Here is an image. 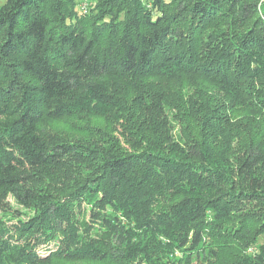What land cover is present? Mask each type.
Returning a JSON list of instances; mask_svg holds the SVG:
<instances>
[{"label":"trees","instance_id":"obj_1","mask_svg":"<svg viewBox=\"0 0 264 264\" xmlns=\"http://www.w3.org/2000/svg\"><path fill=\"white\" fill-rule=\"evenodd\" d=\"M84 3L0 4V264H264V0ZM122 85L127 148L54 131Z\"/></svg>","mask_w":264,"mask_h":264},{"label":"rangeland","instance_id":"obj_2","mask_svg":"<svg viewBox=\"0 0 264 264\" xmlns=\"http://www.w3.org/2000/svg\"><path fill=\"white\" fill-rule=\"evenodd\" d=\"M4 0H0V4ZM85 1V0H82ZM88 7L94 6V0H88ZM146 2V0H144ZM81 11V6L79 8ZM219 27V26H217ZM215 27V28H217ZM156 85V83L154 84ZM179 85L178 82H170L167 85V89L170 92ZM115 89L120 90L119 93L112 92L110 99H113L112 107L110 105H98L94 106L92 109V114L87 112L78 111L76 114L71 115L57 122L54 126V131L58 134L64 136L65 138L82 143L90 148H94L96 151L110 152L111 147L115 143H119L121 147H128V139H135V135L139 132L147 122V115H138L136 110L131 108L138 119H132L130 115L126 112L120 113L118 110L117 103L127 104L136 95V91L133 87L128 85H122L121 87H115ZM114 105V107H113ZM126 110V105H121ZM133 113V112H132ZM130 119V120H129ZM172 131L174 133H180V127L178 119L171 120ZM79 168V166H78ZM50 181L45 180L44 185H48ZM42 184H35L34 187H39ZM61 184L59 182L52 181L51 191L55 194L61 193ZM30 214L27 209L19 206L13 197H8L7 199L0 198V221L5 225L6 228L13 229L16 224H20L19 220H25L27 214ZM86 218V217H85ZM98 231V232H97ZM99 230H93L89 235L101 236ZM103 237V236H102ZM54 243L48 245L50 249H53ZM45 249L42 248L40 250ZM41 252V251H40ZM53 264H86V263H76L69 261H58ZM106 264V263H105Z\"/></svg>","mask_w":264,"mask_h":264},{"label":"built area","instance_id":"obj_3","mask_svg":"<svg viewBox=\"0 0 264 264\" xmlns=\"http://www.w3.org/2000/svg\"><path fill=\"white\" fill-rule=\"evenodd\" d=\"M87 10H88L87 4L86 3L82 4L81 11L84 12V13H86Z\"/></svg>","mask_w":264,"mask_h":264}]
</instances>
